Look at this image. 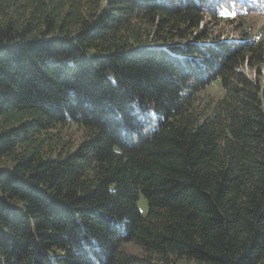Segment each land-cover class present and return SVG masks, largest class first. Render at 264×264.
<instances>
[{
    "label": "trees",
    "instance_id": "1",
    "mask_svg": "<svg viewBox=\"0 0 264 264\" xmlns=\"http://www.w3.org/2000/svg\"><path fill=\"white\" fill-rule=\"evenodd\" d=\"M220 6L0 0V264H264V40Z\"/></svg>",
    "mask_w": 264,
    "mask_h": 264
},
{
    "label": "rangeland",
    "instance_id": "2",
    "mask_svg": "<svg viewBox=\"0 0 264 264\" xmlns=\"http://www.w3.org/2000/svg\"><path fill=\"white\" fill-rule=\"evenodd\" d=\"M219 8L220 14L213 20L209 14H204L202 28L208 27L219 39H245V34H249V39L264 40V0H222ZM245 74L253 77V72L245 69ZM262 82L264 83V67L262 68ZM224 94V89L219 82L211 83L203 92L198 93L199 101L208 97H219ZM139 206L142 212H146V200L141 196ZM123 249L130 253H139L132 244H122Z\"/></svg>",
    "mask_w": 264,
    "mask_h": 264
}]
</instances>
